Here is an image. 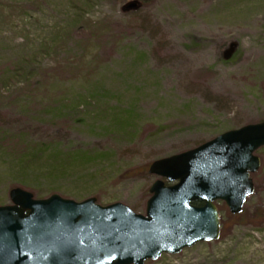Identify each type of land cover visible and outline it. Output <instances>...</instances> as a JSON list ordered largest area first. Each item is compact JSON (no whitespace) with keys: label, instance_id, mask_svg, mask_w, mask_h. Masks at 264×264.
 <instances>
[{"label":"rangeland","instance_id":"rangeland-1","mask_svg":"<svg viewBox=\"0 0 264 264\" xmlns=\"http://www.w3.org/2000/svg\"><path fill=\"white\" fill-rule=\"evenodd\" d=\"M129 1L0 0V205L13 187L53 189L144 214L151 161L264 120V0H137L125 12ZM58 153L75 156L48 180ZM256 155L242 213L216 202L218 239L144 264H264V147Z\"/></svg>","mask_w":264,"mask_h":264},{"label":"water","instance_id":"water-1","mask_svg":"<svg viewBox=\"0 0 264 264\" xmlns=\"http://www.w3.org/2000/svg\"><path fill=\"white\" fill-rule=\"evenodd\" d=\"M135 0L123 10L136 9ZM264 146V121L224 131L191 149L153 160L157 176L145 213L95 197L45 198L20 187L0 205V264H143L219 237L215 201L232 214L254 192V152ZM167 182V184L165 183ZM198 202L200 204H194Z\"/></svg>","mask_w":264,"mask_h":264},{"label":"trees","instance_id":"trees-1","mask_svg":"<svg viewBox=\"0 0 264 264\" xmlns=\"http://www.w3.org/2000/svg\"><path fill=\"white\" fill-rule=\"evenodd\" d=\"M228 44L230 45V48L225 47L223 49V51H221V59H223L224 61L231 60L234 57V55H235V53L237 51V48H238L237 43H235L234 41H231V42L227 43V45ZM227 52H228V56H227V58H225L224 55ZM190 148H192V147H190ZM60 154L59 153L58 154H54V156L50 157L51 161H50L49 165L44 167V170H45V173L47 175L48 180L55 179L56 175H64L65 173H67L68 170H69V166L66 163V161L68 159L72 158L73 156H75V154L73 156L72 155L61 156ZM73 159H78V158L74 157ZM31 161H33V157H29L27 159H26V157H24V158L21 159L19 165H20L21 171L23 173H25V172H28L29 174L36 173L35 170H32L30 163H28V162H31ZM28 178H29L28 176H25L23 181L27 182ZM23 186H25V185L23 184ZM27 186H29V185H27ZM53 192H55V190L50 189L46 193L42 194L40 197L48 196V195L52 194ZM238 215H240V214H238ZM238 215H231L230 214L229 216H230V218H235Z\"/></svg>","mask_w":264,"mask_h":264}]
</instances>
